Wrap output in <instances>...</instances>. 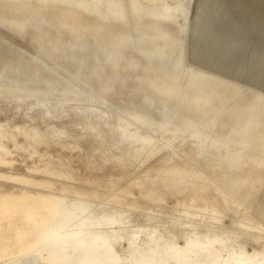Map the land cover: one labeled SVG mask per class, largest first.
I'll return each mask as SVG.
<instances>
[{
	"label": "bare ground",
	"instance_id": "obj_1",
	"mask_svg": "<svg viewBox=\"0 0 264 264\" xmlns=\"http://www.w3.org/2000/svg\"><path fill=\"white\" fill-rule=\"evenodd\" d=\"M229 2L198 0L193 13L194 0H0V27L26 44L0 35V92L105 105L124 129L133 126L151 136L172 130L207 137L219 129L249 148L248 156L262 167L264 90L254 85L264 83V46L249 35L260 36L264 44V0H239V10ZM54 14L73 16V27L66 30L64 22L52 19ZM188 57L213 69L190 67ZM243 78L247 81L239 84ZM123 88H138L136 105L123 96ZM117 94L124 106L120 110L106 98ZM11 140L10 131L1 127L0 142ZM193 177L175 176L172 182L183 192L194 187L195 201L210 186L201 176L188 186ZM212 204L199 210L185 204L183 210L199 219ZM230 211L232 217L238 210L224 197L212 218ZM93 215L103 219L91 210L52 212L49 226L37 228L28 240L38 251V263L123 264L108 244L95 245L94 237L84 240L79 231L66 234ZM49 230L52 239L43 235ZM30 256L27 249L18 257ZM235 264H264V252Z\"/></svg>",
	"mask_w": 264,
	"mask_h": 264
},
{
	"label": "rangeland",
	"instance_id": "obj_2",
	"mask_svg": "<svg viewBox=\"0 0 264 264\" xmlns=\"http://www.w3.org/2000/svg\"><path fill=\"white\" fill-rule=\"evenodd\" d=\"M229 3L236 10L243 6L239 0ZM52 19L64 22L66 30L73 27V16L54 14ZM0 33L26 45L2 27ZM249 37L264 46L260 36ZM186 62L213 69L192 57ZM257 85L264 90V83ZM122 93L134 105L139 102L138 88H123ZM106 98L124 108L118 94ZM112 111L91 102L0 92V131L8 129L12 138L9 144L0 142V264H39L38 251L28 240L37 228L49 226L52 212L75 209L103 219L86 217L84 225L66 234L79 231L84 240L94 237L95 245L108 244L123 264H235L264 252V166L248 156L249 148L219 129L207 137L124 129L113 121ZM186 174L194 176L188 186L199 176L207 179L210 189L203 198L194 201V187L183 192L172 182ZM224 197L237 213L212 218ZM185 204L195 206L189 210L212 205L195 219L193 211L183 210ZM43 235L54 238L51 230ZM27 249L31 256L21 260L19 254Z\"/></svg>",
	"mask_w": 264,
	"mask_h": 264
},
{
	"label": "water",
	"instance_id": "obj_3",
	"mask_svg": "<svg viewBox=\"0 0 264 264\" xmlns=\"http://www.w3.org/2000/svg\"><path fill=\"white\" fill-rule=\"evenodd\" d=\"M0 35H2V36H5L6 34H4V33H0ZM14 35V34H13ZM14 36H17V35H14ZM1 42V41H0ZM1 45V44H0ZM3 47V46H2ZM2 47H0V50H1V48ZM0 57H1V59L4 57V53H3V55L1 54V51H0Z\"/></svg>",
	"mask_w": 264,
	"mask_h": 264
}]
</instances>
